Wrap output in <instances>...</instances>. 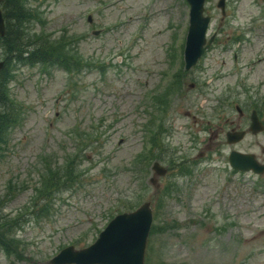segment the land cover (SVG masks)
<instances>
[{"label": "rangeland", "instance_id": "obj_1", "mask_svg": "<svg viewBox=\"0 0 264 264\" xmlns=\"http://www.w3.org/2000/svg\"><path fill=\"white\" fill-rule=\"evenodd\" d=\"M219 1H205L217 37L191 68L188 0L25 1L26 51L3 71L16 122L0 143V222L19 221V243L0 264H50L146 201V264H264V172L229 162L238 150L264 163V126L226 138L253 109L264 122V0H226L225 12ZM76 156L82 182L54 190L42 213L43 175Z\"/></svg>", "mask_w": 264, "mask_h": 264}, {"label": "water", "instance_id": "obj_2", "mask_svg": "<svg viewBox=\"0 0 264 264\" xmlns=\"http://www.w3.org/2000/svg\"><path fill=\"white\" fill-rule=\"evenodd\" d=\"M206 0H188L190 3V25L185 45L186 67L191 68L209 47L214 39L208 41L206 31L211 19L204 14ZM2 0H0L1 4ZM219 6L225 12V0L219 1ZM6 33L5 19L0 5V35ZM5 62L0 61V70ZM251 130L258 132L262 125L254 112ZM244 131H235L228 134V141L241 140ZM230 164L241 171L264 172V163H260L255 154L232 150L229 154ZM154 168L163 173L158 163ZM153 223V208L151 201L144 202L133 211L117 214L101 231L97 240L91 245L77 249L69 245L62 249L56 256L50 259V264H146L147 241Z\"/></svg>", "mask_w": 264, "mask_h": 264}, {"label": "trees", "instance_id": "obj_3", "mask_svg": "<svg viewBox=\"0 0 264 264\" xmlns=\"http://www.w3.org/2000/svg\"><path fill=\"white\" fill-rule=\"evenodd\" d=\"M25 1L27 0H3L2 2V11L6 21V34L4 36L0 35V42H2L6 48V56L2 59L5 61V66L0 71V143L3 142L4 130H7L11 125H13V123L16 122L17 111L15 106H13L10 95L6 90V86L4 85L5 80L10 77L7 74H4L3 71L7 66L8 59L10 57H15L13 54H24L26 51V46L22 45L21 42L25 33L23 27L24 24L28 21L27 19H29L32 14L30 13L31 9L27 8ZM62 47L63 45L60 44L59 48H56L57 51L62 50ZM40 49H43L48 53V55H43L42 60H49V56H54L55 54V49L52 48L50 50V47L46 43H44L40 47ZM32 54H35V51ZM37 55L40 56L39 54ZM57 57L60 58V61H64V59H66L65 56H62V54H58ZM34 60H37V58H34ZM81 143H78L77 146H79ZM77 163H79V156H76L75 159L69 163L68 167L66 166L65 168H62L64 172H62L61 170H52V167H49L47 170L49 172V177L43 175L42 181L44 183V188L41 189L40 192L46 193V197L41 203L42 213L47 214L50 211V202L53 200L52 197L54 194V190H58L62 186L73 188L75 187V185L82 182L80 173L77 171ZM6 201H8V199H6ZM120 203L122 204V202ZM4 206L5 201L3 203H0V210L3 209ZM109 215V217L112 218L113 214L111 215V213H109ZM1 221L0 251H5L8 254H12L14 252V249L12 247L19 242L14 235L13 237L15 238H13L11 235L14 231L16 223H18L19 221L15 218H2ZM147 264L150 263L148 262Z\"/></svg>", "mask_w": 264, "mask_h": 264}, {"label": "flooded vegetation", "instance_id": "obj_4", "mask_svg": "<svg viewBox=\"0 0 264 264\" xmlns=\"http://www.w3.org/2000/svg\"><path fill=\"white\" fill-rule=\"evenodd\" d=\"M216 37H217V36H216ZM216 37H215V38H216ZM214 40H215V39H214ZM260 60H262V59H260ZM237 110L240 111V115L243 117V116H244L243 111H242L239 107H237ZM254 111H256V110L253 109V110L251 111L252 114H251V117H250V122H249V124H248V128L251 127V123H252V115H253V112H254ZM257 114H258V116H259V118H260V115H259L258 112H257ZM260 120H261V122H262V127H263V126H264V122H263V120H262L261 118H260ZM225 122L227 123V125H230V126H231L232 124H234V121H233V120H229V119H227ZM234 128H235V127H232V128L230 127V129L226 131V136H227V133H229V132H234V130H235ZM248 128H247V129H248ZM223 129H224V128L221 127V130H223ZM244 131H246V130H244ZM246 134H247V133H246ZM211 139H212V138H210V140H211Z\"/></svg>", "mask_w": 264, "mask_h": 264}]
</instances>
